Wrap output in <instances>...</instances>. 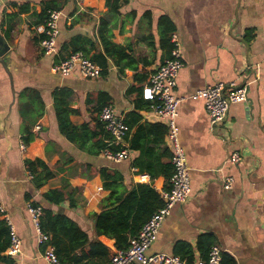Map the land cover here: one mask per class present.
<instances>
[{"label":"crops","instance_id":"obj_1","mask_svg":"<svg viewBox=\"0 0 264 264\" xmlns=\"http://www.w3.org/2000/svg\"><path fill=\"white\" fill-rule=\"evenodd\" d=\"M41 8L40 0H0V220L8 218L21 242L19 252L6 253L16 264H48L31 224L29 202L66 214L111 255L116 251L113 239L95 235L91 214L100 211V200L108 193L95 170L115 168L127 184L149 182V176L132 166L138 151L127 148V158L115 162L67 140L58 127L56 99L64 100L74 125L94 122L99 92L109 96L117 116L134 110L136 93H126L136 84L134 76L145 75L147 82L169 56L161 46L158 23L166 16L174 25L170 37L177 35L182 47L174 94L180 98L176 123L191 192L163 219L147 253L174 254L177 242L185 241L195 262L203 259L198 238L211 234L236 264H264V0H127L116 15L107 11L105 0H69L58 22L57 55H46L40 47ZM100 18L115 24L112 41L126 48L135 68L120 72L110 60L106 76L95 79L76 71L55 73L53 64L71 51L63 46L77 36L94 40ZM219 81L245 85L247 99L230 104L226 118L211 128L203 101L193 94ZM148 112L139 111V123L164 125ZM136 128L127 132L129 138ZM150 146L171 155L166 133L161 143L154 140ZM233 152L240 154V164L228 161ZM25 159H41L54 176L35 187ZM163 183L162 177L153 181L157 190ZM55 188L78 190L76 205L43 199V193Z\"/></svg>","mask_w":264,"mask_h":264},{"label":"trees","instance_id":"obj_2","mask_svg":"<svg viewBox=\"0 0 264 264\" xmlns=\"http://www.w3.org/2000/svg\"><path fill=\"white\" fill-rule=\"evenodd\" d=\"M69 0H40L41 12L37 14L39 23L45 24L48 12L51 10L62 11ZM127 0H105L107 11L110 15L120 12V7ZM79 17V16H78ZM76 19V18H75ZM161 30V46L172 48L170 35L174 32L172 21L166 17L159 18ZM115 26L110 19L100 18L96 29V38L89 39L77 36L63 46V49L71 48V52H82L100 68V76H106L111 60L113 65L120 72L124 68L134 69V59L126 53V48L112 41V29ZM43 37V34L41 38ZM40 38V40H41ZM94 50V51H93ZM93 51V52H92ZM147 76L135 75V85H130L126 93H136L133 97L134 110L127 112L122 118L129 130L137 125L131 138L126 133L124 142L126 146L111 144V136L105 129L104 123L99 120L98 112L107 104H110L109 96L104 92L96 94L98 107L94 108L97 117L93 123L85 122L74 125L70 122L68 115L70 109L64 107L60 98L56 99L58 127L67 140L84 149L91 155H98L105 149L116 152L123 147L139 152L137 158L133 160L132 166L137 173H145L149 176V182L125 183L120 171L110 167H100L95 170L99 175L102 188L108 191L100 200V211L91 214L94 219L95 235H104L114 240L116 250H126L130 242L135 238L143 224L151 215L163 205L160 194L162 189L170 188L169 179L173 173V166L170 163V152L167 149L156 150L150 143L156 140L158 143L163 141L166 128L160 123L144 122L139 123L141 114L139 111L149 109L150 100L142 97V89ZM91 101L90 97L86 103ZM153 136V138H151ZM32 136L25 137L26 145ZM25 168L33 175L35 187H41L44 182L53 177L54 173L47 164L41 159H25ZM40 170L37 173V170ZM162 177L163 186L157 190L154 179ZM78 190L71 189L65 192L62 189H51L42 194L43 199L52 204H58L65 199L69 201V206H75L73 195ZM32 206H41L42 214L39 219V228L42 233L48 236L47 244L53 246L55 254L61 264H105L110 260L109 249L98 239H90L88 234L77 224L76 221L64 213H53L50 208L44 207L36 202H29ZM215 244L211 234H202L197 241V249L203 259L207 257L211 245ZM10 245L9 225L6 220H0V264H16L13 257L6 251ZM45 243L40 245L43 249ZM175 255H178L187 264H192L195 260L194 251L191 245L185 241L177 242ZM221 264H236L235 259L228 253L221 254Z\"/></svg>","mask_w":264,"mask_h":264},{"label":"built area","instance_id":"obj_3","mask_svg":"<svg viewBox=\"0 0 264 264\" xmlns=\"http://www.w3.org/2000/svg\"><path fill=\"white\" fill-rule=\"evenodd\" d=\"M61 11L51 10L45 24L42 26L39 44L44 54L57 55L56 38L59 32L58 22ZM172 48L169 56L158 67L150 73L147 82L142 89V97L150 100L149 112L158 121L162 122L166 128V136L171 148V164L173 173L169 179L170 188L162 189L160 194L163 205L158 208L151 217L143 224L137 236L130 242L126 250H116L105 264H187L178 255L163 252L147 253L150 245L154 241L163 219L169 215L175 204L186 201L191 192L189 167L187 165L185 152L179 143V129L176 123L177 107L180 98L174 94L176 78L179 70L183 66L182 47L177 35L170 37ZM52 70L60 75H69L76 71L81 77L95 79L100 76L101 68L86 57L82 52H71L58 60L52 66ZM194 98L203 101L205 111L208 115L210 127L222 122L228 113L230 104L243 102L247 99V88L245 85H237L235 82L224 84L214 82L197 90L193 94ZM98 118L104 123L105 129L111 136V144L126 146L124 137L129 131V127L123 122V118L117 116L112 105H105L98 112ZM25 145H22L24 148ZM104 156L112 161L118 162L127 158V148L123 147L116 152L109 149L103 151ZM228 161L232 164H240L241 156L238 152L230 154ZM1 163V158H0ZM231 179L227 178L225 185L228 186ZM31 224L36 231V238L39 245L45 243L42 249V257L48 264H61L55 254L53 246L47 244L48 236L41 232L39 219L42 214L41 206L27 204ZM10 245L8 251L14 255L19 252L20 239L16 231L8 220ZM222 251L217 244L210 246L205 259L196 260L192 264H221Z\"/></svg>","mask_w":264,"mask_h":264}]
</instances>
